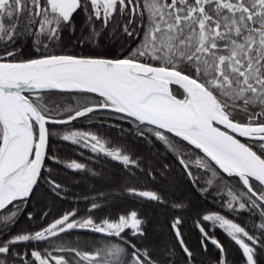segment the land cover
Masks as SVG:
<instances>
[{
    "label": "snow or ice",
    "instance_id": "1",
    "mask_svg": "<svg viewBox=\"0 0 264 264\" xmlns=\"http://www.w3.org/2000/svg\"><path fill=\"white\" fill-rule=\"evenodd\" d=\"M81 118L95 130L75 128ZM133 140L172 159L157 171ZM57 141L118 162L120 194L139 203L98 191L83 211L19 229L41 187L65 198L55 166L105 178ZM173 165L219 204L199 213L201 250L235 264L218 227L240 264H264V0H0V264H178L146 211L189 207L155 183ZM183 225L169 226L197 264Z\"/></svg>",
    "mask_w": 264,
    "mask_h": 264
},
{
    "label": "trees",
    "instance_id": "2",
    "mask_svg": "<svg viewBox=\"0 0 264 264\" xmlns=\"http://www.w3.org/2000/svg\"><path fill=\"white\" fill-rule=\"evenodd\" d=\"M72 124L77 129L95 130L97 126L94 122L90 123L85 118L74 121ZM125 127H127V125H125ZM112 134L115 135L114 132ZM133 142L138 145V151L143 152L145 156L154 157V159H149L147 163L151 167L156 168L157 171H160V164L167 163L172 159L170 156H163V154L162 156H157L155 152H148L147 148L150 146H143L139 141L133 140ZM53 147L61 156L81 160L82 162L88 163L90 168L104 172L105 178L93 177L90 173H74L71 170L62 169L61 166H55L56 174L60 179L64 180L66 184L67 192L65 198L61 199L49 193L46 185L41 187L40 191L36 194V199L29 204L27 209V211L34 213V219L29 221L26 215L23 216L18 224L19 229L34 230L40 225H46L63 213L74 208H79L83 211L87 206V200L84 199V197L91 198L98 191H103L105 193L111 192L118 196L119 199L114 202L117 208L132 206L139 203L134 198L120 194L116 182L117 178L123 176L124 173L122 166L119 165L118 162L111 161L104 157L89 161L88 157L92 154L89 153L88 150L80 149L67 142L57 141ZM81 151L84 153L83 157L79 155ZM49 163L51 164V162ZM155 183L159 187L167 190L171 200L174 201L178 198L183 199L184 203L189 204V207L187 209H173L169 204L167 206L153 205L147 208V215L151 220L150 239L157 243L167 244L170 247L174 246L176 250L174 259L178 264H184V254L176 243L175 237L169 226L174 216H182L184 219L182 232L186 243L195 251L197 264H215V258L219 255V252L210 244H208V250L206 252L201 250L200 240L202 237L196 226V222L200 218L199 213L206 208L219 211V204L216 203L212 197L205 199L199 193L192 191L190 185L185 183V177L181 174L180 169L175 165H173V168L169 170V174L163 180L158 179ZM139 184L152 186V182L147 178H141ZM109 203L113 202L110 201ZM45 212L48 213L46 217L42 216ZM222 214L229 215L226 210L223 211ZM229 218H231L230 215ZM243 219L247 220L246 214ZM205 223L210 224L209 222ZM214 231L216 238L226 244L230 253V258L235 264H240V251L237 246L231 242L230 238L227 237V234L224 233L222 229L217 227ZM78 235L81 239H91L95 234L79 232ZM68 239L74 240L76 236H70Z\"/></svg>",
    "mask_w": 264,
    "mask_h": 264
},
{
    "label": "flooded vegetation",
    "instance_id": "3",
    "mask_svg": "<svg viewBox=\"0 0 264 264\" xmlns=\"http://www.w3.org/2000/svg\"><path fill=\"white\" fill-rule=\"evenodd\" d=\"M46 189V188H45ZM47 191V190H46ZM48 192V191H47ZM50 193V192H49ZM210 223V222H209ZM81 233H84V232H81ZM210 244V243H209ZM211 245V244H210ZM238 248V247H237ZM239 250V249H238Z\"/></svg>",
    "mask_w": 264,
    "mask_h": 264
},
{
    "label": "water",
    "instance_id": "4",
    "mask_svg": "<svg viewBox=\"0 0 264 264\" xmlns=\"http://www.w3.org/2000/svg\"><path fill=\"white\" fill-rule=\"evenodd\" d=\"M74 122V121H73Z\"/></svg>",
    "mask_w": 264,
    "mask_h": 264
}]
</instances>
